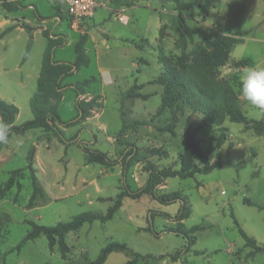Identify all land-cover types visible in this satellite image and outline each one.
Returning <instances> with one entry per match:
<instances>
[{
  "label": "rangeland",
  "instance_id": "obj_1",
  "mask_svg": "<svg viewBox=\"0 0 264 264\" xmlns=\"http://www.w3.org/2000/svg\"><path fill=\"white\" fill-rule=\"evenodd\" d=\"M175 1L188 3V9L177 10ZM98 2L103 5L76 30L66 23L64 0H21L16 11L0 4V99L18 108L14 126L32 118L28 102L36 90L45 33L63 41L54 48V61L73 62V46L81 35L86 37L84 51L89 57L87 67L62 81L58 112L66 124L58 125L57 133L32 129L11 134L0 149V187L10 171L25 166L31 150L37 181L33 186L26 172L0 200V264H88L109 242L125 244L126 249L111 251L103 264L131 259L135 264H264V255L251 256L234 225L235 221L264 244V210L247 203L264 205V135L245 124L226 120L218 128L203 125L201 115L161 109L164 87L153 83L162 70L159 49L173 59L180 55L174 42L181 14L192 34L186 52L217 34L246 32L217 72L219 79L238 89L249 68L264 67V0ZM120 13L125 22L118 21ZM23 25L32 28L33 43L28 58L21 62L28 40ZM89 77L96 81L76 97L70 85ZM126 91L133 97L122 99ZM92 98L96 105L81 118L76 103ZM240 103L248 118L264 119V112L246 106L241 96ZM188 119L197 128L201 146L224 138L217 145L219 167L192 178H167L158 188L185 195L191 208L188 218H174L179 202L161 205L147 195L137 200L123 197L110 220L86 223L65 235V259L57 241L50 250L44 235L24 240L33 223L54 226L83 212L105 213L123 190L135 191L144 184L146 165L178 169ZM122 120L146 124L120 132ZM95 152L112 163L89 160ZM214 159L215 152L209 155L211 162ZM179 224L186 230L201 227L188 252L185 239L172 231Z\"/></svg>",
  "mask_w": 264,
  "mask_h": 264
},
{
  "label": "trees",
  "instance_id": "obj_2",
  "mask_svg": "<svg viewBox=\"0 0 264 264\" xmlns=\"http://www.w3.org/2000/svg\"><path fill=\"white\" fill-rule=\"evenodd\" d=\"M115 2H127L134 0H109ZM177 10L188 9V3H178ZM0 4L7 11H16L21 7V0H0ZM54 8L56 4H53ZM65 14V20L68 17ZM178 27L180 29L174 45L180 50V55L174 59L162 53L159 49L158 61L161 64L162 70L159 75L153 79V83L163 85L164 92L160 100L161 109L174 108L179 114L190 112L201 115L202 124L222 128L223 123L228 120L237 124H245L253 129L258 135L264 132V120L256 121L248 118L242 111L238 89L224 79L217 77L219 68L223 67L229 60L232 49L240 43V37L246 32L238 31L228 34H217L213 39H205L201 43L195 44L190 52L185 49L188 44L192 43V34L181 14L177 15ZM69 26V25H68ZM22 28L28 35V40L23 52L21 62H24L32 48V28L23 25ZM47 38V44L41 56V63L38 78L36 81L35 93L29 99V108L32 118L19 126H14V121L19 113L18 108L11 103H7L0 99V118L9 126V139L11 134L22 135L28 130L39 129L42 132H58L57 126L66 124L59 117L58 107L62 100V90L64 85L62 81L77 72L82 67H87L89 57L85 54L84 44L86 41L85 35H81L73 46L74 61L62 62L54 61V48L63 44L62 39ZM161 48V47H160ZM246 65V63L243 62ZM96 81L95 77L79 80L70 85L75 96L84 94L85 89L89 84ZM133 97L130 91L123 94L122 99ZM96 100L92 98L89 101L77 102L75 107L77 114L84 118L89 114V111L96 105ZM145 121H121L120 132L127 127L136 125H145ZM191 119H188L184 125L183 133L185 144L178 154L179 167L173 169L171 167L158 168L153 164L144 166L147 173L144 184L135 191L129 189L119 193L113 204L105 213L97 211H88L80 213L68 222H59L54 226H43L31 224L30 231L26 234L24 240H33L39 235H44L48 239V246L53 250L54 245L58 244V251L62 259H65L67 245L64 237L70 232L77 231L82 225L98 221L104 223L110 220L113 215L119 210L122 205L123 197L137 200L143 195L150 196L152 200L161 205H170L175 202L180 203L177 211L176 220H183L191 214V208L187 197L179 191L161 192L158 188L163 185L167 178L178 177L180 179L192 178L196 174H208L214 168L221 165V154L217 151V145L222 140H218L215 145L201 146L196 134L197 128L192 127ZM224 139V138H223ZM6 144H0V149ZM215 152V159L211 162L209 155ZM99 159L103 164L109 165L112 161L99 152H95L90 156L89 160L94 161ZM33 150L29 151L26 156V164L23 168L14 169L9 172L6 181L0 187V200L4 198L10 189L18 184L19 180L25 176L27 172L33 186H37L36 178L32 168ZM37 188V187H36ZM250 206H256L260 210H264V205L259 206L247 202ZM153 217V214H150ZM234 225L238 230L239 235L244 240L247 247L251 249V256L262 253L264 255V244L258 243L255 239L248 236L239 225L234 221ZM178 225L173 232L181 234V237L186 241L185 252L189 251L191 245L195 242L194 233L201 230L200 226H193L190 229H184ZM126 249L125 244L117 242H109L101 248L96 258L88 264H103L107 255L113 250ZM135 259L128 260L123 264H135Z\"/></svg>",
  "mask_w": 264,
  "mask_h": 264
},
{
  "label": "clouds",
  "instance_id": "obj_3",
  "mask_svg": "<svg viewBox=\"0 0 264 264\" xmlns=\"http://www.w3.org/2000/svg\"><path fill=\"white\" fill-rule=\"evenodd\" d=\"M239 95L246 106L264 112V67L254 66L247 70L240 78ZM9 131L8 124L0 118V144L8 143Z\"/></svg>",
  "mask_w": 264,
  "mask_h": 264
},
{
  "label": "built area",
  "instance_id": "obj_4",
  "mask_svg": "<svg viewBox=\"0 0 264 264\" xmlns=\"http://www.w3.org/2000/svg\"><path fill=\"white\" fill-rule=\"evenodd\" d=\"M61 0H52L58 2ZM65 13L68 19L67 25L73 30H76L84 22L88 21L94 16V13L99 5H103L98 0H64ZM118 21L125 22L126 18L123 14L116 15Z\"/></svg>",
  "mask_w": 264,
  "mask_h": 264
},
{
  "label": "crops",
  "instance_id": "obj_5",
  "mask_svg": "<svg viewBox=\"0 0 264 264\" xmlns=\"http://www.w3.org/2000/svg\"><path fill=\"white\" fill-rule=\"evenodd\" d=\"M40 69V68H39ZM39 74V73H38ZM262 120H264V119H262ZM264 135V132H263V134L262 135H260V136H263ZM226 139H228V138H226Z\"/></svg>",
  "mask_w": 264,
  "mask_h": 264
}]
</instances>
